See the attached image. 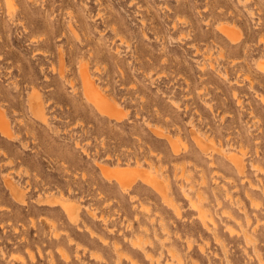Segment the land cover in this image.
<instances>
[{"label": "rangeland", "instance_id": "rangeland-1", "mask_svg": "<svg viewBox=\"0 0 264 264\" xmlns=\"http://www.w3.org/2000/svg\"><path fill=\"white\" fill-rule=\"evenodd\" d=\"M1 96L0 264H264V0H0Z\"/></svg>", "mask_w": 264, "mask_h": 264}, {"label": "bare ground", "instance_id": "bare-ground-1", "mask_svg": "<svg viewBox=\"0 0 264 264\" xmlns=\"http://www.w3.org/2000/svg\"><path fill=\"white\" fill-rule=\"evenodd\" d=\"M13 11H15V9L13 10ZM23 13H24V10L23 9H21L20 11H19V15H23ZM13 16H15V15H17V11L16 12H14L13 14H12ZM224 29L226 28V27H223ZM80 77H81V80H82V85H83V88H84V92H85V94H86V96H87V98L89 99V100H91L92 101V103L99 109V110H101L102 112H104V113H106V114H108V115H110V116H118L119 115V111H118V109H117V107H115V106H111V105H109L108 104V102L105 100L106 99V97L101 93V91L95 86V83H94V80H93V75H92V73H91V71H90V68H89V66H88V64L87 63H83V64H81V67H80ZM0 100L1 101H3V100H7V98L5 97V96H1L0 97ZM4 102V101H3ZM6 102V101H5ZM38 105H39V110L41 111V115H43V108H42V102H38ZM0 133L3 135V136H8V137H10V136H12V132H11V128H10V123H9V120H8V118H7V116H6V114L4 113V111L3 110H1L0 109ZM232 159H233V161L236 163V167H237V169L239 168L240 170L241 169H243L244 170V165H243V162L241 161V158L240 157H238L236 154L235 155H233L232 156ZM257 167V166H256ZM253 168V167H252ZM136 169H139V168H136ZM127 170H128V168H127ZM239 170V171H240ZM261 170V169H260ZM130 172L128 173V175L131 177V178H134L136 175H135V172L132 170V169H130L129 170ZM138 171V170H137ZM243 172V171H242ZM256 172V171H255ZM138 173H139V171H138ZM184 173V172H183ZM182 173V174H183ZM138 176V175H137ZM136 176V177H137ZM141 176H149L148 174H146V173H141ZM184 176V175H183ZM151 179H149V180H147V181H149L153 186H155V188L157 187V189H161L160 191L162 192L163 190H162V188L164 187L163 186V184L161 185V182L159 181V180H157L155 177H151V176H149ZM245 178H247V177H245ZM248 180V179H247ZM202 181H204L205 182V180H202ZM163 186V187H162ZM162 187V188H161ZM193 187V186H192ZM124 189H125V187H124ZM126 191V190H125ZM128 191V190H127ZM262 191H263V189H262ZM163 197H165L164 195H162ZM167 198V197H166ZM200 198V197H199ZM202 198V197H201ZM166 200V199H165ZM203 200V199H202ZM168 201V200H167ZM194 201V200H193ZM253 201V200H252ZM191 202H192V200H191ZM254 202H255V200H254ZM258 202V201H257ZM256 202V203H257ZM171 203V202H170ZM194 204V203H193ZM192 204V205H193ZM72 205V204H71ZM197 205V204H196ZM76 206V205H75ZM173 206V205H172ZM171 206V207H172ZM195 206V205H194ZM256 206V205H255ZM65 208L67 209V211L71 214V216L72 215H75V214H73V212H74V207L72 208L71 206H69V205H65ZM197 208V207H196ZM199 209H203V208H201V207H198ZM76 209V213H78V211H77V208H75ZM198 209V213L200 214V210ZM207 209V208H206ZM206 209H203V210H205L206 211ZM180 211V210H179ZM179 211H177V212H179ZM201 212H202V210H201ZM203 213V212H202ZM201 213V214H202ZM205 213V212H204ZM225 213V212H224ZM228 213V212H227ZM103 214V213H102ZM201 214H200V216L199 215H197V216H199L200 218H201ZM227 215V214H226ZM229 215V214H228ZM70 216V215H69ZM76 216V215H75ZM75 216H74V218H75ZM101 216V215H100ZM204 216H206V214L204 215ZM204 216H203V218H204ZM208 216V215H207ZM207 216H206V218H207ZM210 216V215H209ZM102 217V216H101ZM73 218V219H74ZM203 218L201 219V220H203ZM206 218H204V220H203V223L202 224H204V226H206L208 229L209 228H211V227H209V225H208V223L205 221V219ZM209 219H211L210 221H213L212 220V218H209L208 217V220ZM104 220H106V218L104 219ZM107 222V221H106ZM216 224V223H215ZM214 226V225H213ZM216 226V225H215ZM243 228V227H242ZM212 230H213V228H211ZM233 229V228H232ZM231 229V230H232ZM229 230V229H228ZM242 230V229H241ZM233 231V230H232ZM238 231V230H237ZM213 233L215 232V231H212ZM239 232V231H238ZM233 233V232H232ZM243 236H244V238L245 239H249L250 238V240H251V237H250V235L248 234V232H246V230L244 231L243 230ZM214 234H216V233H214ZM217 236V235H216ZM139 238V240L137 239V241L134 239V241H132L133 242V246L135 245V246H137L138 248H141V249H145L143 246H145L146 244H141L142 243V238L141 237H138ZM141 238V239H140ZM216 239H218L217 237H216ZM244 239V240H245ZM132 240H133V238H132ZM150 240V239H149ZM250 240H246V241H250ZM138 241H141L140 243L138 242ZM147 241V240H146ZM146 241H144V243H146ZM151 241V240H150ZM253 241V240H252ZM148 242V241H147ZM163 242V241H162ZM161 242V243H162ZM251 242V241H250ZM190 243V242H189ZM149 244V243H148ZM116 245V244H115ZM119 245V244H118ZM117 245V246H118ZM114 246V245H113ZM120 246V245H119ZM117 248V247H116ZM61 250V249H60ZM64 250V249H63ZM169 250H170V248H169ZM172 250V249H171ZM62 253H65L64 251L62 252ZM117 253H118V251H117ZM119 253H122V252H120L119 251ZM119 253H118V255H119ZM125 253V252H124ZM149 253V252H148ZM148 253H146V255H147V257L148 258H153V256H151L150 254H148ZM67 254V253H66ZM169 254V253H168ZM170 254H172V253H170ZM173 254H175V253H173ZM96 255V254H95ZM117 255V256H118ZM122 255H123V253H122ZM121 255V256H122ZM125 255H128V254H125ZM98 256H100L99 254H98ZM121 256H120V258H121ZM130 255H128L126 258H128ZM174 256V255H173ZM172 256V257H173ZM175 256H176V254H175ZM66 257H67V255H66ZM177 257H179V256H177ZM64 258V257H63ZM99 258V257H98ZM118 258V257H117ZM131 258V257H130ZM67 259V258H66ZM69 259V258H68ZM151 259H150V261H151ZM131 260V259H130ZM133 260V259H132ZM180 260V259H179ZM177 261H178V258H177ZM117 262H118V260H117ZM168 262V261H167ZM170 262V261H169ZM172 262V261H171ZM170 262V263H171ZM134 263H136V261L135 260H133V264ZM139 264V263H138ZM174 264V263H173Z\"/></svg>", "mask_w": 264, "mask_h": 264}]
</instances>
